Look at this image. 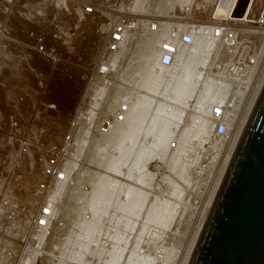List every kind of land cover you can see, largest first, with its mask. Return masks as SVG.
Masks as SVG:
<instances>
[{"label": "rangeland", "instance_id": "obj_1", "mask_svg": "<svg viewBox=\"0 0 264 264\" xmlns=\"http://www.w3.org/2000/svg\"><path fill=\"white\" fill-rule=\"evenodd\" d=\"M62 1L0 0V214L9 215L5 225L18 228L28 225L37 208L35 188L43 178L48 148L59 145L68 130L110 23L105 14L88 15L77 5L72 8L75 2ZM121 1L144 16L149 30L150 21L160 18V23L179 25V39L193 25L197 34L191 43L179 42L180 52L170 69L152 58L160 49L147 45L148 32L128 45V58L121 54L128 86L103 113L115 115L129 101L126 119L108 132L96 128L94 134L90 124L95 112L89 113L91 121L77 139L73 162L86 166V180L93 182L80 198L89 199L87 211L94 218L84 221L78 215L83 210L68 198L60 206L52 242L68 235L76 250L97 246L102 264H180L243 117L244 78L264 64V0H235L230 15L244 24L236 27L239 45L233 49L212 35L218 23L211 18L213 7L221 0H169V7L165 0L164 7L158 0ZM240 2L245 11L237 17ZM223 8L219 5L217 15L230 19ZM166 25L158 29H163L161 36L162 30L153 32L160 33L154 46L167 36ZM96 38L99 46L92 52ZM235 53L244 57L240 61L248 65L245 73L228 72ZM215 101L226 106L228 128L220 136L209 121ZM115 213V228L101 235L105 217ZM181 226L186 227L183 233ZM54 246L59 247L57 242ZM173 250L177 256L170 258Z\"/></svg>", "mask_w": 264, "mask_h": 264}, {"label": "built area", "instance_id": "obj_2", "mask_svg": "<svg viewBox=\"0 0 264 264\" xmlns=\"http://www.w3.org/2000/svg\"><path fill=\"white\" fill-rule=\"evenodd\" d=\"M77 2L85 5V10L89 14H94L96 9L112 14L113 18L109 25L105 46L100 53L98 63L88 76L80 102L62 142L48 148L43 169L44 178L35 188L37 212L32 222L23 232L17 244L12 247L5 246L3 239L6 237V231L0 230V238H2L0 240V264H102L97 246L90 249V253L85 256L79 255L80 253L78 254L76 248L66 246L65 243L58 248L54 246L57 240L51 242L52 224L54 225L57 220L60 206H65L68 203V198L76 197L79 192L84 190L88 192L91 189L93 182L86 180L89 177L86 174V166L79 168V165H73L78 149L77 139L81 136V131L88 127L91 121L88 117L89 113L95 112L93 120L96 121V124L93 120L90 124V129L94 134L96 128H99L101 132H108L116 122H123L126 119V113L130 108L129 101H124L115 111V115H104L102 112L107 102L115 99L119 89L128 86L123 79L118 78V74L121 73L124 67L120 60L121 57L117 63H115V59L124 47L128 34L144 26L142 20L144 17L120 8V4L114 0V5L109 2L104 3L101 0H75V3ZM219 2H215L211 16L213 21L218 22L213 35L217 41L232 49L239 45L235 28L232 26L234 23H231L236 21L231 19V15L230 19L221 18L217 15ZM188 14L189 12L186 10L183 13L184 16ZM160 20V18H155L151 21L152 30L156 31L160 27ZM246 22H251V20L249 19ZM175 29V24L170 26L167 36L160 45V53L152 54V58L157 65L163 67L174 66L180 52L179 42H192L193 33H195L193 29L189 28L181 36V39L176 35ZM236 54L232 56L228 63V72L245 73L248 70V65H244V61H240L241 59L244 60V57ZM102 91L105 92L104 98L99 97L102 101L101 105H96L98 93L100 94ZM225 107L224 103L215 101L211 108L209 121L215 124L214 133L216 136L223 135L228 128L225 121ZM58 187L61 189V193L53 198V194ZM70 188L73 189L69 191ZM105 218L103 231L100 232L101 235L112 231L115 228V222L119 219L116 213ZM67 231H63L64 235ZM109 237H112V235Z\"/></svg>", "mask_w": 264, "mask_h": 264}, {"label": "water", "instance_id": "obj_3", "mask_svg": "<svg viewBox=\"0 0 264 264\" xmlns=\"http://www.w3.org/2000/svg\"><path fill=\"white\" fill-rule=\"evenodd\" d=\"M187 264H264V83Z\"/></svg>", "mask_w": 264, "mask_h": 264}, {"label": "bare ground", "instance_id": "obj_4", "mask_svg": "<svg viewBox=\"0 0 264 264\" xmlns=\"http://www.w3.org/2000/svg\"><path fill=\"white\" fill-rule=\"evenodd\" d=\"M22 1V0H21ZM62 0H59V2L58 3H63V1L61 2ZM69 2V0H65V2ZM71 1H73V2H75V0H71ZM102 2H104V3H106V2H109V3H111L112 5H114L115 4V2H113V0H101ZM114 1H116V2H118L120 5V8H123V9H126L128 12H130V13H135V14H139V13H137V12H133L130 8H129V6H128V2L127 1H125V2H119V0H114ZM139 1V0H138ZM141 1V0H140ZM159 2L161 1V0H158ZM164 1V0H163ZM165 1H167V2H163L162 3V1H161V3H160V5L161 6H167V7H169V4H167V3H170L169 2V0H165ZM17 2V1H16ZM159 2H158V4H159ZM172 2V1H171ZM176 2V0L175 1H173L172 3H175ZM234 2H235V0H221V6L222 7H224L223 9H224V13H226L227 14V17L230 15V13H231V11H232V7H233V5H234ZM18 3V2H17ZM22 3V2H21ZM21 3H19V4H21ZM47 3V2H46ZM69 3H71V2H69ZM172 3H170V6L172 5ZM9 4V3H8ZM50 4V3H49ZM163 4V5H162ZM26 5H27V3H26ZM58 5V4H57ZM56 5V7H58ZM73 5V4H72ZM75 5H77L78 7H80L81 9H83V12L84 13H86V14H88V15H95V14H105V15H107V18H108V21L109 22H111V20H112V14H110V13H108V12H105V11H102V10H97L96 9V11L94 12V14H89V13H87L86 12V10H85V5H83V4H81V3H76V4H74L73 6H72V8L74 7V8H76V6ZM134 5H138V3L137 4H134ZM243 6L244 5V11H245V4H242V2H240V3H238V5L236 6V9L239 7V6ZM253 5H254V3H253ZM24 6V5H23ZM47 6V5H46ZM70 6V5H69ZM163 6V7H164ZM17 7V6H16ZM251 7V6H250ZM18 8V7H17ZM26 8H28V7H26ZM30 8V7H29ZM37 8H39V7H37ZM46 8V7H45ZM59 8V7H58ZM68 9H69V7H67ZM71 8V7H70ZM34 9V8H33ZM67 9V10H68ZM226 9V10H225ZM235 9V10H236ZM21 10V9H20ZM25 11V10H24ZM31 11H33V10H31L30 9V13H31ZM21 13H23L22 12V10L20 11ZM27 12H29V11H27ZM2 13V12H1ZM15 13V12H14ZM14 13H12V14H14ZM17 13V12H16ZM24 14H26V12L24 13ZM27 14H29V13H27ZM26 14V15H27ZM4 15V14H3ZM6 15V14H5ZM16 15H19V10H18V13L16 14ZM15 15V16H16ZM30 15V14H29ZM32 15H34V13H32ZM31 15V16H32ZM141 15V14H140ZM20 16H22V17H20ZM19 17L20 18H23L24 16L21 14ZM28 16V15H27ZM26 16V17H27ZM30 16V17H31ZM40 16V15H39ZM18 17V16H17ZM144 17V16H143ZM28 18V17H27ZM42 18V17H41ZM9 19V18H8ZM18 19V18H17ZM24 20H26L25 18H23ZM23 19H22V21H23ZM79 19V18H78ZM232 19V18H231ZM235 19H242V18H235ZM7 20V19H6ZM143 20V22H144V26L143 27H141V28H139V29H135V30H133L132 32H130L129 34H128V36H127V38H126V41H125V44H124V47L122 48V50L117 54V56H116V59H115V63H117L118 61H119V59H120V57H121V54L122 53H125V54H127L126 56V58H128V54H129V52L132 50V48H128V45H130L131 47L133 46V45H135L137 42H139V39H140V37H141V35L142 34H144L145 32L147 33L148 32V36H146V38H144V40L146 39V43H147V37L148 38H150L151 40H149L148 39V41H151V43H148L147 45H149V44H152L151 45V49H152V46H153V48H155L156 49V51L157 50H159L160 49V46L159 45H153L156 41V37L160 34V36L162 35V33H163V29H161V30H158V29H160V27H162V25H166V24H164V22L163 23H160V27H158V29L156 30V34H157V32H159V31H161L160 33H158V35H155L153 32H155L154 30H152V28H151V21H150V29L151 30H149V23H147V21L146 20H144V18L142 19ZM8 21V20H7ZM28 21V20H27ZM53 21H54V19H53ZM234 21H236V20H234ZM24 22V21H23ZM8 23H9V21H8ZM7 23V24H8ZM12 23L13 22H11V24H8V25H12ZM28 23H30V22H28ZM32 23V22H31ZM30 23V24H31ZM53 23V22H52ZM5 24V23H4ZM175 24V27H177V33H179V30H180V28L177 26V24L176 23H174L173 21H171V22H169L168 23V25H166V27L168 28V30L170 29V26H173ZM36 25V24H35ZM68 25V24H67ZM109 25H110V23L107 25V27H106V38H105V40H104V42H103V44H102V46H101V50H100V53H101V51H102V49L104 48V46H105V42H106V39H107V35H108V30H109ZM65 26V25H64ZM83 26H85V25H83ZM233 26H235L234 28H235V31H236V36H237V29H236V27H238V26H243V24L241 23V22H238V21H236V23H234V25ZM9 27V26H8ZM16 27V26H15ZM5 28V27H4ZM10 28V27H9ZM13 28V27H12ZM83 28V27H82ZM86 28V27H85ZM192 28H193V32H195V34L193 33V39H194V36L197 34V32H196V28H195V26L193 25L192 26ZM147 29L149 30V31H147ZM151 31V33L153 34H151V33H149ZM176 31V30H175ZM17 32V31H16ZM25 32V31H24ZM255 32V31H254ZM7 33V32H6ZM9 33V32H8ZM20 33V32H19ZM46 33V32H45ZM97 33V32H96ZM185 32H183L182 34H181V36L184 34ZM4 34V33H3ZM22 34H23V32H22ZM61 34H64L63 32H61ZM150 34V35H149ZM167 34H168V32H167ZM0 35H1V33H0ZM6 35V34H5ZM132 35H134V36H132ZM213 35V34H212ZM18 36V35H17ZM20 36H22V35H20ZM23 36H24V34H23ZM160 36H158V38L160 39ZM214 36V35H213ZM25 37V36H24ZM17 38V37H16ZM19 38V37H18ZM64 39V38H63ZM180 39H181V37H180ZM192 39V40H193ZM19 41V40H18ZM22 41V40H21ZM95 42H94V44H93V50H92V52L99 46V40L96 38L95 40H94ZM155 41V42H154ZM157 41H158V39H157ZM8 42V41H7ZM13 42V41H12ZM69 42H71V41H69ZM154 42V43H153ZM25 43V42H24ZM96 43V44H95ZM191 43V42H190ZM1 44V43H0ZM27 44V43H26ZM145 44L143 43V45L142 46H144ZM146 45V46H147ZM63 47V46H62ZM143 48H145V47H142V49ZM149 47H147L146 49H148ZM145 49V50H146ZM151 49H149V50H151ZM233 49V48H232ZM153 50V49H152ZM13 51V50H12ZM143 51H144V49H143ZM148 50H146V55L148 54V52H147ZM21 52V51H20ZM91 52V53H92ZM23 54V53H22ZM2 55V54H1ZM25 56V55H24ZM99 56H100V54H99ZM44 58V57H43ZM98 60H99V57H98ZM98 60H97V63H98ZM124 63H125V59L124 60H122ZM96 63V64H97ZM95 64V65H96ZM89 65V64H88ZM95 65H94V67H95ZM0 66H1V62H0ZM161 66V65H160ZM94 67H93V69H94ZM163 67V66H162ZM170 68H172V67H164V69H170ZM92 69V70H93ZM146 72V71H145ZM144 72V73H145ZM256 75V76H255ZM255 75H253V74H250V75H248V77H246V78H244V113H243V117H242V119H241V121H240V123H239V127H238V130H237V132H236V135H235V138H234V140H233V142H232V144L230 145V147L228 148V151H227V153H226V157H225V159H224V161H223V163H222V166H221V168H220V172H219V174H218V177H217V179H216V181H215V183H214V186H213V189H212V191H211V193H210V195H209V197H208V199H207V201H206V203H205V205H204V207L202 208L203 210H202V212H201V215H200V217H199V220L197 221V223L195 224V227H194V229H193V231H192V234L190 235V239H189V241H188V243L186 244V246H185V249H184V252H183V257H182V260H181V263L180 264H187L188 263V261H189V258H190V256H191V253H192V251H193V248H194V246H195V243H196V240H197V238H198V235H199V233H200V230H201V228H202V226H203V224H204V221H205V219H206V217H207V215H208V212H209V210H210V208H211V206H212V204H213V201H214V199H215V196H216V194H217V192H218V189H219V187H220V184H221V182H222V179H223V177H224V175H225V172H226V170H227V167H228V165H229V163H230V160H231V158H232V155H233V153H234V150H235V148H236V146H237V143H238V141H239V138H240V136H241V133H242V131H243V129H244V126H245V124H246V121H247V119H248V116H249V114H250V112H251V110H252V108H253V105H254V103H255V101H256V99H257V96H258V94H259V92H260V90H261V88H262V85H263V83H264V64H263V66H261V68H259V71L258 72H256L255 73ZM118 78L119 79H123L124 81L125 80H127V77H126V74H125V68L123 67L122 68V70H121V73L120 74H118ZM117 88V87H116ZM126 88L125 87H122V88H120L119 89V92L118 93H120V92H123V91H126L125 90ZM101 94V95H100ZM98 93V97H97V100H96V102H95V104L96 105H101V100L99 99V97H102V98H104V95H105V92L104 91H102L101 93ZM109 106H110V101L109 102H107V104L105 105V107H104V109H103V111H105V110H107V109H109ZM102 114H104V115H111L110 113H103L102 112ZM43 178H44V176H43ZM42 178V179H43ZM59 188V187H58ZM56 189V192L53 194V198H54V196L56 195V196H58L61 192V189L59 188V189ZM73 188H70L69 189V191H71ZM82 194V191L81 192H79L78 193V195L76 196V197H73L74 199H73V204H74V206H75V208H80L81 210H83V214H82V211H79V214L78 213H76V215L78 214V215H83L82 217H83V220L84 221H87L88 222V220L91 218H94V214L90 211H87V206H88V204H89V199H86V200H83L82 198H80V195ZM79 197V198H78ZM35 198H36V195H35ZM10 201V200H9ZM36 204H37V198H36ZM9 206V205H8ZM28 206V205H27ZM29 207V206H28ZM30 208V207H29ZM28 208V209H29ZM25 210V209H24ZM1 211V210H0ZM27 211V210H26ZM36 212H37V208L35 209V211H34V214L32 215V217L30 218V221H29V223H28V225L32 222V220H33V217H34V215L36 214ZM29 214V213H28ZM8 216L9 215H6L5 213H2V214H0V229H2V230H4V231H6V237L3 239L4 241H5V246H7V247H12V246H14L15 244H17V242H18V240L21 238V236H22V234H23V232L26 230V228L28 227V225L26 226V227H24V228H18L17 226H15L14 225V223L13 224H9V225H5L4 224V221L6 220V218H8ZM21 216V215H20ZM20 216H18V219H20ZM102 218H103V216H100V217H97L96 218V220L97 221H95V223L94 224H92L93 226H97L96 224H98V222L99 221H101L102 220ZM93 221V220H92ZM187 219H185V223H186V225H187ZM52 234H51V242H52V238L54 237V236H56V234H57V232H56V227H55V225H53L52 224ZM85 228H86V226L85 227H83L82 229H81V233H82V235H84L85 234V232H86V230H85ZM186 230V227H184V226H181L180 227V232H184ZM97 230L94 228L93 229V234L96 232ZM86 235V234H85ZM68 235H66V236H64L63 237V242L60 240V241H57V243H58V245L59 246H61L62 244H64L65 243V245L66 246H72V244L69 242V240H68ZM2 238H0V240H1ZM90 240V239H89ZM50 242V243H51ZM81 248V249H80ZM92 248H94V247H90V246H82V247H79V250L77 249L76 251H78V254L80 253V255H83V256H85L87 253H90V249H92ZM178 249V248H177ZM100 249H98V251H99ZM179 250V249H178ZM176 252H178L177 250H173L172 251V256L170 255V258H175L177 255V253ZM42 264H45V263H42Z\"/></svg>", "mask_w": 264, "mask_h": 264}]
</instances>
